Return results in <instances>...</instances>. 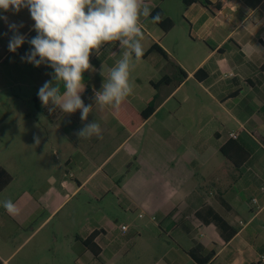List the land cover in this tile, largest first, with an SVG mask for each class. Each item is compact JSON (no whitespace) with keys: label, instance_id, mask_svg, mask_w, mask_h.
Here are the masks:
<instances>
[{"label":"crops","instance_id":"crops-1","mask_svg":"<svg viewBox=\"0 0 264 264\" xmlns=\"http://www.w3.org/2000/svg\"><path fill=\"white\" fill-rule=\"evenodd\" d=\"M206 1L211 5L147 0L152 11L159 6L174 24L165 31L141 18L142 42L148 40L144 53L154 44L161 51L141 59L162 74L155 82L149 78V99L137 87L125 101L141 111L153 96L158 98L155 110L134 130L116 110L94 103L87 121H81L79 110L49 114L37 96L52 78L47 66V72L30 73L35 81L31 98L14 94V109L0 99V167L10 174L5 160L15 163L25 191L9 194L12 178L0 192V264H46L41 254L51 249L44 246L42 231L75 198L87 214L66 235L64 251L71 264H264V0ZM25 12L0 9V17H7L0 19V62L11 53L9 24H23L18 31L27 38L26 48H18V54L31 49L27 40L35 33L34 21ZM101 53L96 57L103 76L98 72L93 79L98 84L120 59L118 42ZM200 68L205 77L197 79ZM20 85L9 79L10 89ZM95 120L103 138L80 139L76 133ZM14 132L16 156L4 150ZM231 140L248 153L243 157L228 149L236 165L221 152ZM59 146L66 149L60 177L54 176L52 161L58 159ZM43 172L48 177L41 181ZM254 197L258 205L251 204ZM7 199L20 209L18 215L3 208ZM214 214L227 223L224 231ZM122 225L128 229L122 231ZM93 233L97 254L83 243Z\"/></svg>","mask_w":264,"mask_h":264},{"label":"clouds","instance_id":"clouds-1","mask_svg":"<svg viewBox=\"0 0 264 264\" xmlns=\"http://www.w3.org/2000/svg\"><path fill=\"white\" fill-rule=\"evenodd\" d=\"M0 9L14 13L28 9L34 21L36 35L27 40L31 49L21 60L36 67L44 64L53 70L51 80L45 81L37 92L42 106L49 114L57 109L65 114L79 110L81 121H87L93 109V104L85 105L81 98L85 90L83 73L95 71L90 63L93 52L99 56L102 48H111L118 42L120 59L108 69L101 89L93 90L94 104L101 109L118 111L134 94L130 68L132 60L138 62L144 53L141 42L145 26L141 18H150L154 24L162 22L159 13L152 15L147 0H0ZM0 19L7 21V17ZM19 27L23 24H9L14 34L8 49L13 53L27 39L19 33ZM102 132L100 123L95 120L76 134L80 139H102ZM34 140L37 145L40 143L38 136ZM2 206L10 215L20 212L10 199L3 201Z\"/></svg>","mask_w":264,"mask_h":264},{"label":"rangeland","instance_id":"rangeland-1","mask_svg":"<svg viewBox=\"0 0 264 264\" xmlns=\"http://www.w3.org/2000/svg\"><path fill=\"white\" fill-rule=\"evenodd\" d=\"M25 16L27 18L31 17L30 13L25 12ZM36 33V32H35ZM32 34L31 38L35 35ZM14 33L8 36V39L13 36ZM148 40L145 39V41L142 42L143 50L147 48ZM26 48V46H21L20 49L23 50ZM19 49L13 53H9L6 57L2 59L0 62V86L2 88L0 99L3 100L11 109L16 108V96H22V98H31L33 87L35 86V81L30 77V73L33 72H39L41 69L44 72H47L46 65L42 64L40 67H36L31 63L27 62H20L18 64L16 62L17 59H21V56L18 54ZM95 52L90 56V63L95 69V71H86L84 73H87L90 81L85 82L84 84L89 87H94L98 91L101 89L103 83H96L95 80H93L96 77V73L101 72V68L98 69V58ZM100 64V63H99ZM101 66V64L99 65ZM40 69V70H39ZM7 73V75L2 74ZM95 73V74H94ZM105 73L108 75V72L105 71ZM90 74V75H89ZM162 73H154L152 71V65L150 60H142L140 59L138 62L133 59L131 62V68H130V82L133 85L134 92L137 91V87L140 88V96L144 99H149L153 88L150 86L149 78H152V80L155 82ZM169 76L171 73H167ZM106 75V79H107ZM9 79L14 80L15 82L22 83L20 86H11L12 88H9ZM14 94L16 96H14ZM32 102V101H31ZM17 112V111H16ZM32 116H36V109L30 110ZM17 115V113H15ZM13 114V116H15ZM12 121V118L9 120ZM12 137L14 138L11 143L7 144V147L4 148L7 149V152H10L11 154L17 155L18 150V132L17 133H11ZM9 148V149H8ZM66 149L64 146H59L57 149L58 153V159L54 160L52 157V161L56 162V173L54 176H62L63 168L60 166V163L63 160V157L65 155ZM2 149L0 150V161L3 160L1 157ZM7 166L9 169V172L11 174V177L13 178V183L11 185V188L8 190V193L12 196L20 195L22 196L23 189L21 187L22 180L20 179V176L18 174L17 165L13 163L11 160H8ZM55 168V167H54ZM55 168V169H56ZM48 177V174H45L44 172L41 174V181L46 180ZM40 181V182H41ZM27 193H34L33 190H27ZM18 195V196H19ZM82 195H84V192H82ZM78 201V198H75L74 200H71L68 204L66 203L63 205L55 214L56 216L53 218V220L43 229L42 231V240L44 246L51 249V251L43 250L41 257L42 260L46 262V264H71L70 261V254H66L64 251V247L67 244V232L75 229H77L79 226L77 224L80 222L81 219L85 217L87 214V207H84L82 204H80ZM49 214V209L46 211V215ZM60 220L63 221V223H60ZM67 220V221H65ZM55 247V248H54ZM23 250L20 254H18L15 258V261H17L19 258L22 257V254L27 250ZM73 257V256H72Z\"/></svg>","mask_w":264,"mask_h":264},{"label":"trees","instance_id":"trees-1","mask_svg":"<svg viewBox=\"0 0 264 264\" xmlns=\"http://www.w3.org/2000/svg\"><path fill=\"white\" fill-rule=\"evenodd\" d=\"M163 1V0H159ZM191 0H184V3L187 5ZM205 3L210 6L211 4L205 0ZM156 13H159L162 17V22L157 24L159 27H161L163 30L168 31L173 27V21L167 17H165L164 12L162 9L158 6L152 11V15H155ZM152 50H159L160 49L154 44L151 46V48L143 54V57H146L150 54ZM161 52V51H160ZM264 68V64L262 65ZM181 74L184 76L185 73L183 71H180ZM203 73V74H202ZM203 75V76H201ZM194 77L197 79H202L205 77L204 70L202 68L198 69ZM83 80L84 83L89 81L90 78L87 73H83ZM166 80L161 81V83H164ZM64 90L63 86L61 85V91ZM84 101L85 105L88 104H93L94 103V97H93V90L91 87L87 86L86 90L84 92V96L82 98ZM158 98L156 96H153L152 99L148 102V105L141 111H136L134 110L127 102H123L120 109L116 111V115L123 121V123L130 129L134 130L137 126H139L144 120L147 119V117L155 110L156 108V103H157ZM80 112V111H79ZM230 150H234L236 152L243 153V157H247L248 153L234 140H231L225 147L221 148L222 154L231 160L235 165L237 164L235 158L232 156V153ZM12 177L11 175L4 169L0 167V192L11 182ZM203 212H199V215L202 214ZM214 220L218 224V226L224 231V229L227 226V223L220 218L218 215L214 214ZM96 237V234L93 233L91 234L87 239L83 240L84 245L89 248L94 254H97V248L94 243V239ZM230 236H225V240H229ZM191 255L194 256L195 258L199 259V262L205 263L204 261L198 257H196V252L190 251ZM213 253H211V256L206 258L205 261H208L212 257Z\"/></svg>","mask_w":264,"mask_h":264},{"label":"built area","instance_id":"built-area-1","mask_svg":"<svg viewBox=\"0 0 264 264\" xmlns=\"http://www.w3.org/2000/svg\"><path fill=\"white\" fill-rule=\"evenodd\" d=\"M228 76H233V74H228ZM93 97H94V93H93ZM229 137L235 139V138H237V134L236 133H229ZM261 193L264 195V187L261 188ZM251 204L252 205H258V199L256 197L252 198ZM141 216L142 215H140V217ZM240 223H242V222H240ZM127 229H128V227L126 225L121 226L122 231H126Z\"/></svg>","mask_w":264,"mask_h":264}]
</instances>
